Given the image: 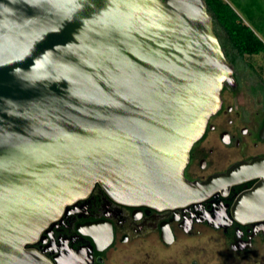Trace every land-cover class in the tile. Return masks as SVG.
<instances>
[{
  "label": "water",
  "instance_id": "95a60500",
  "mask_svg": "<svg viewBox=\"0 0 264 264\" xmlns=\"http://www.w3.org/2000/svg\"><path fill=\"white\" fill-rule=\"evenodd\" d=\"M234 68L205 0H0V264H51L26 246L96 184L131 206L205 199L190 151ZM260 178L237 219H264Z\"/></svg>",
  "mask_w": 264,
  "mask_h": 264
},
{
  "label": "flooded vegetation",
  "instance_id": "af4514ba",
  "mask_svg": "<svg viewBox=\"0 0 264 264\" xmlns=\"http://www.w3.org/2000/svg\"><path fill=\"white\" fill-rule=\"evenodd\" d=\"M235 62L218 112L196 142L185 178L216 181L203 200L176 207L131 206L111 199L98 184L67 205L26 248L51 264H264V219L240 220L237 199L260 178L225 186V177L264 159V64ZM244 65L245 73L237 65Z\"/></svg>",
  "mask_w": 264,
  "mask_h": 264
},
{
  "label": "trees",
  "instance_id": "16d2710c",
  "mask_svg": "<svg viewBox=\"0 0 264 264\" xmlns=\"http://www.w3.org/2000/svg\"><path fill=\"white\" fill-rule=\"evenodd\" d=\"M205 1L208 12L213 17L215 33L230 61L235 62L245 56L252 57L264 53V40L244 22L237 11V9H241L244 12H249L257 22L260 32L264 34V16L256 15L258 9L262 10L263 8V1L257 3L256 0Z\"/></svg>",
  "mask_w": 264,
  "mask_h": 264
},
{
  "label": "rangeland",
  "instance_id": "374dc122",
  "mask_svg": "<svg viewBox=\"0 0 264 264\" xmlns=\"http://www.w3.org/2000/svg\"><path fill=\"white\" fill-rule=\"evenodd\" d=\"M260 1H263V4H262V10L261 9H258V11L256 12V15L257 16H264V0H256L255 2L257 3V2H260ZM237 11H238V13H239V15L241 16V18L244 20V22L246 23V24H248L249 26H251L253 29H254V31L256 32V34L262 39V40H264V34H262L261 32H260V30L258 29V27H257V22L256 21H254V19L251 17V15L249 14V12H244V11H242L241 9H237ZM246 59H250V60H254L255 59V63L257 64V65H263L264 64V58H262V57H257V58H246ZM237 67H238V71H240L242 74L243 73H245V71H244V65L243 64H241V62L237 65Z\"/></svg>",
  "mask_w": 264,
  "mask_h": 264
}]
</instances>
